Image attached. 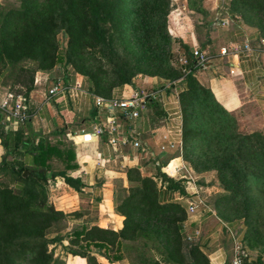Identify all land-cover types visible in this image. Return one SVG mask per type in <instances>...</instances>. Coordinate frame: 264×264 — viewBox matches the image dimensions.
<instances>
[{
	"label": "trees",
	"instance_id": "16d2710c",
	"mask_svg": "<svg viewBox=\"0 0 264 264\" xmlns=\"http://www.w3.org/2000/svg\"><path fill=\"white\" fill-rule=\"evenodd\" d=\"M228 9L252 24L254 16L264 14V0H230ZM168 10L169 0H20L18 7L1 14L0 58L20 63L29 92L37 70L66 63L86 78L89 92L118 99L115 91L144 71L142 64L148 63L150 73H164L174 40L166 30ZM58 31L66 39L63 52L55 46ZM125 38L130 50L118 45ZM182 49L192 70L195 64L190 46L182 44ZM187 78L188 84L180 93L183 158L188 159L194 150H208L216 157L225 154L222 166L215 167L228 191L220 196L222 204L240 198L246 201L255 192L264 194V134H229L232 116L209 88L191 74ZM24 95L28 99L29 93ZM32 142L24 129H11L2 145L6 153L11 152V160L4 157L0 171L11 175L13 187L0 183V264H64L49 251L47 234L67 214L48 203L47 183L61 175L75 189L81 184L62 170L52 171L48 178L45 162L53 154L66 169L71 168L75 165L74 151L70 145L61 149L47 145L42 156L35 158L26 147ZM35 161L41 169L29 168ZM161 167L156 164L153 175H142L137 167L127 169L128 193L115 207L122 217L118 230L93 224L83 233L77 232L72 241L106 248L122 246L123 240L142 239L144 245L156 241L171 262L212 264L200 244L185 243L182 224L187 210L173 197L175 191L185 194V181ZM24 170H28L26 177ZM229 175L237 179L234 184L227 183ZM86 255L89 264H101L95 256ZM247 257V253L243 255V264H249Z\"/></svg>",
	"mask_w": 264,
	"mask_h": 264
},
{
	"label": "rangeland",
	"instance_id": "374dc122",
	"mask_svg": "<svg viewBox=\"0 0 264 264\" xmlns=\"http://www.w3.org/2000/svg\"><path fill=\"white\" fill-rule=\"evenodd\" d=\"M199 1L200 0H169V10L166 14V30L174 39L170 45L172 57L168 64H166L167 67L162 68L164 73H160L159 75H157L156 72L150 73V68L146 67L148 63H144L141 65V70L144 71L134 75L131 82L128 83H133L134 85L147 84L145 86H153L158 93V97L154 99L157 102L149 107L151 125H153L152 127H155L154 135L156 138L154 137L153 140L155 139L156 141L160 133L167 132L165 130L172 124L175 126L176 123L180 124L183 139V111L180 93L184 90L186 84H188L187 76L190 74L197 82L209 88L214 97V92L217 93L216 96L219 98V100H217L232 116L233 122L230 126L229 134L238 135L250 134L253 132H262L264 134V117L258 106L255 103L250 102V97H245L244 105H240V107L236 98L232 99L231 97H227L228 95L226 96L225 94L228 92V87L223 86V83L226 80H223L224 73L222 74L221 70L208 72V69L205 68L202 70L192 69V71L190 69V71H188L190 65H184L180 60L186 58L181 51L183 50L182 44L186 43L177 37L174 28L175 30H184L183 25L185 23L183 20H185V13H189L192 6L198 10ZM19 4L20 0H0V18L5 10L18 7ZM125 12L127 13L128 10L125 9ZM158 17L156 16L155 18L158 19ZM195 25L200 30V26H203L204 24L195 22ZM248 25L258 32L259 36L264 39V14L254 16L252 24ZM202 32L203 31H201V33ZM65 41L66 39L62 31H58L56 34L55 46L58 48L59 52H63ZM118 45L122 48L126 47L127 50L131 49L128 38L119 42ZM192 49L190 48L191 52ZM211 51H213V49H211ZM212 53L213 52L209 51V53L206 54L211 55ZM23 78L24 75L20 71V63L12 64L11 62H6V59L0 58V105L6 99V95L12 93L15 96H22L31 111L29 122L20 125L11 122V119H9L10 116L6 112L0 110V163L4 157L7 158V160H11V152L9 151L6 153L2 146L3 143L7 141V134L11 129H24L25 132L32 137L33 142L27 144L26 147L28 152L32 153L35 158L42 156L47 145L56 146L59 149L63 146L66 147L70 145L73 148V139L77 135V128L74 127L66 130L64 121H56L54 115H50L51 112L49 111V108L52 107V105L54 106V103L50 102L48 103L49 105L45 104L49 101L46 99V92L50 85L56 80H62L65 83H69L75 78L82 80L83 86L88 90L86 78L78 73L74 67L66 63L56 64L49 70H37L34 74L32 89L35 87V81L40 80V78L41 84L38 82V84H40L39 87L37 86L39 91L36 96L33 97L30 95L31 90L29 92L26 89L25 83H23ZM68 79L71 80L68 81ZM208 79L209 83L207 82ZM151 81H154L153 85ZM210 82L216 83V86L212 87L216 91H212L211 87L208 86ZM125 85L126 84H124L121 89L115 91L117 97L121 95V91ZM25 93H29L28 99L25 98ZM68 102L69 99H67L66 103ZM43 106L44 108H42ZM176 110L178 112L173 113ZM106 114L108 113L101 112L103 119ZM139 119L140 118H131L129 121L136 122ZM78 123L79 121L75 125H78ZM152 147L153 151L158 153V155H165L164 152L159 150V147L156 144H153ZM178 154H182L180 156L182 158V152L180 153L177 150L172 151V155ZM234 154L238 157L237 152ZM223 156H225L223 152L216 157L215 154H211L208 150H203L201 152L194 150L189 152L188 159L183 158L186 162L185 169L179 171V174L176 175V177L180 178V174H184L191 179L193 187L196 188L197 186V188L193 190L198 192V197L196 198L199 205L198 210L200 211V215L202 212L204 214V216L202 215L203 217L200 216L199 223L193 225L192 228H189L188 225L186 226L185 224H182V233L185 237V243L187 245H201L200 239L208 234L209 228L211 229V227H214V223L221 224V222L228 223L240 220L245 227L243 250L249 252L248 257L253 259V264H262V259L264 258V194L255 192L254 196L252 193L248 196L246 201L243 198H240L231 204H222L220 202L222 201L220 196L227 194L228 191L224 189V185L219 181L215 167L222 166ZM45 163L46 170L50 173L47 175L48 178H51L52 171L57 172L65 167L57 156H54L53 154L48 157V162ZM41 167L42 166H40V163L37 161H35V164H29L30 169H41ZM150 172L151 171L146 170L141 173L142 175H149ZM236 181L237 179L232 178L231 175L227 177V183L234 184ZM0 183L4 187H13L11 184V175L4 171H0ZM50 184L51 181L49 180L47 183L48 203L67 214L63 219L56 221L47 234V237L50 240L48 249L53 253L54 258L62 260L64 264H89L86 255L89 254L95 256L101 264H177L165 258L166 252L164 253V250L162 251L161 245L157 244L156 241L150 243L146 242L147 244L145 243L144 245L142 239L134 241L123 240V245L118 246L117 248L95 247L91 243L84 242L83 240H80L78 243L72 241L76 237L75 234L77 232L83 233L86 228L96 224L91 222L96 217L95 214H98V212L92 210L90 207L92 203L89 201H85L86 203H83V207L80 206V209L73 210L71 209L72 207L69 208L67 205L64 206V209H61L60 203L57 199V197H59L58 193L63 196L62 200H67L69 197L65 194L63 195L61 192L62 190L51 193L49 197ZM129 186L130 182L128 180L127 172L126 178H116L114 197L115 207L118 202L127 195ZM179 202L185 205L184 202ZM185 207L187 210V216L188 214L193 213L188 211L189 206L185 205ZM211 210H216L217 217L214 216L215 219L210 221V224H207V214L211 213ZM112 211H115L114 213L116 214L112 217L113 223L100 226L118 230L121 227L122 217L116 212V210ZM201 217L203 219H201ZM90 218H92V221L88 220ZM197 225H199L200 228ZM217 235L218 234L215 235L216 238L219 237ZM222 235L223 234L221 233L220 236ZM188 236H190L189 239L187 238ZM117 256H121L122 258L115 259ZM247 262L249 263V261Z\"/></svg>",
	"mask_w": 264,
	"mask_h": 264
},
{
	"label": "crops",
	"instance_id": "0c3cea01",
	"mask_svg": "<svg viewBox=\"0 0 264 264\" xmlns=\"http://www.w3.org/2000/svg\"><path fill=\"white\" fill-rule=\"evenodd\" d=\"M228 2L229 0H200L198 10L192 6L189 13H185L184 30H175L174 28V31H176L177 37L188 44L191 49L199 48L205 53L213 52L211 55L207 54L209 57L208 62L203 66H195L193 70L205 68L208 69V72L221 70L222 74L224 73L223 80H226L223 86L228 87V92L225 95L232 99L236 98L239 107L244 105L245 97H250V102L258 106L264 117V44L261 42L262 38L259 33L251 28L240 14L230 13ZM195 22L205 25L200 26L202 33ZM244 45H248L250 49L241 52L236 51V49L243 48ZM223 49L227 50L225 54L220 53ZM38 82L41 84V78L35 81V87L30 92L32 97L36 96L39 91L40 84ZM207 82L209 83V79ZM151 83L153 85L154 81H151ZM210 84L208 86L211 87L212 91H216L212 88L216 86V83L210 82ZM145 85L147 84H126L118 98L126 99L136 92L156 90L153 86ZM214 94L216 99L219 100L216 96L217 93L214 92ZM50 102L54 103V106L52 105L49 108L50 115H54L56 121H64L66 130L77 128V135L73 139L74 160L72 162L75 165L68 169L63 167L62 171L78 180L81 186L79 189H75L67 185L63 176L55 175L49 186V197L51 193L62 190V194L67 195L69 198L62 200L63 196L58 193L59 197L57 199L61 209H64L65 205L69 208L72 207L73 210L80 209L79 207L86 203L85 201L91 202L90 207L92 210L98 212V214H95L96 217L93 221L92 218L88 219L92 221L91 223L99 225L113 223L112 217L116 215L115 211H112L115 210V181L117 177L126 178L128 168L137 167L142 173L148 170L151 171L149 175H153L156 172V164H160L164 170L169 168L172 162L176 164L181 161L180 156L182 154L172 155V151H169L164 152L165 155L162 156L153 151V144L158 146L161 136L164 134V132L160 133L158 139L153 140L155 127L151 125L149 107L156 103V100H146L142 103L136 117L140 119L136 122H130L131 118L122 117L120 111L113 115L108 113L103 119L99 110L95 113L98 106L95 104L93 93L76 94L71 97L68 103L49 100L45 104L47 105ZM112 117L117 122L120 134L128 135L132 133L134 138L142 142V146L135 148L130 144L124 146L120 143L110 144L108 142L111 136L109 120ZM78 121V125H75ZM93 125L97 126L98 132H94ZM82 129L84 132H82ZM182 160L186 164L183 156ZM180 178L185 181V194L175 191L173 197L184 202L186 206L190 205V201L196 203L195 211L188 214L183 223L192 228L193 225L199 223L200 216H204V214L202 212L200 215L198 210L199 205L196 198L198 192L193 190L197 186L196 188L193 187L191 179L184 174H180ZM211 211L207 214V224L215 219L214 216L217 217L216 210ZM202 217L201 219H203ZM197 226L199 227V225ZM244 232L245 227L240 220L228 223L221 222V224L214 223V227L209 228L208 234L200 239L201 247L212 264H230V259L233 257L237 246L242 248L243 255L247 253L249 256V252L243 250ZM221 233L222 236H220ZM216 234L219 237L216 238ZM262 260V264H264V258ZM247 261H249V264H253L251 257H247Z\"/></svg>",
	"mask_w": 264,
	"mask_h": 264
},
{
	"label": "built area",
	"instance_id": "2783aa9c",
	"mask_svg": "<svg viewBox=\"0 0 264 264\" xmlns=\"http://www.w3.org/2000/svg\"><path fill=\"white\" fill-rule=\"evenodd\" d=\"M261 42L264 44V39L261 40ZM248 45H244L243 48H239L236 51H243V50H249ZM227 52L226 49L221 50V54H225ZM192 56H193V61L195 66H203L206 62H208V55L204 53L202 50L199 48H193L192 49ZM184 65L188 64V60L186 58L180 59ZM190 67L189 70L190 71ZM192 71V70H191ZM79 93H91L86 88L83 86L82 80H79L77 78L73 79L69 83H65L62 80H56L51 84V86L48 88L46 92V99L48 100H57L62 103H66L67 99H71L72 96L79 94ZM158 93L156 90H147V91H142V92H136L134 93L133 96H130L126 99H109V98H104L100 96L94 95L95 98V104L96 106H102V105H114L117 106L119 109L120 108H127V110H119L120 113L122 114V117L124 118H136L138 116V110L141 107L142 103L145 102L146 100H154L157 98ZM0 110L3 112H6L11 119V122L14 124H25L29 122L30 117H31V111L26 105L25 100L22 96L20 95H13L12 93H8L6 95V99L1 103L0 105ZM178 112L177 110L174 111L173 113ZM178 116V115H177ZM109 130L111 133V136L108 139V142L112 145L116 144H122L127 145L130 144L135 148H139L142 146V142L134 138L132 133H129L128 135H122L118 131V125L116 120L112 117L109 120ZM93 130L94 132H98L97 126L93 125ZM82 132L84 130L82 129ZM182 135H181V127L179 123H176V125L170 126L168 128L167 132H165L161 136V140L159 142V150L162 152H169V151H179L180 153L182 152ZM181 161L176 164H170L169 165V170L164 169V171L172 175H178L179 171H182L185 169L186 164L180 158ZM196 208V203L193 201H190V205L188 207V211L190 213L194 212ZM188 239L190 236L187 237ZM230 264H243V251L240 247H236L234 255L231 259Z\"/></svg>",
	"mask_w": 264,
	"mask_h": 264
},
{
	"label": "water",
	"instance_id": "95a60500",
	"mask_svg": "<svg viewBox=\"0 0 264 264\" xmlns=\"http://www.w3.org/2000/svg\"><path fill=\"white\" fill-rule=\"evenodd\" d=\"M98 110L100 111V112H107V113H109L110 115H113V114H115V113H118L119 112V110H127V108H118L117 106H114V105H102V106H99L98 107ZM27 174H28V170H24V172H23V176L24 177H26L27 176ZM50 173H48L47 175H49Z\"/></svg>",
	"mask_w": 264,
	"mask_h": 264
},
{
	"label": "bare ground",
	"instance_id": "6f19581e",
	"mask_svg": "<svg viewBox=\"0 0 264 264\" xmlns=\"http://www.w3.org/2000/svg\"><path fill=\"white\" fill-rule=\"evenodd\" d=\"M171 164H174V162H172ZM167 170H169V168H167Z\"/></svg>",
	"mask_w": 264,
	"mask_h": 264
}]
</instances>
